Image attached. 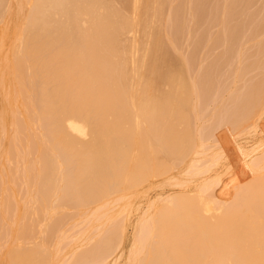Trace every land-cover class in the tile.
I'll return each instance as SVG.
<instances>
[{
    "label": "bare ground",
    "instance_id": "6f19581e",
    "mask_svg": "<svg viewBox=\"0 0 264 264\" xmlns=\"http://www.w3.org/2000/svg\"><path fill=\"white\" fill-rule=\"evenodd\" d=\"M0 1L2 2L4 0H0ZM32 1L30 0L28 2L32 4V8L36 9L37 7H40L41 9L39 10V13H36L35 11H34L35 14L32 13L33 11L27 13L28 17L32 14L29 20H31L33 17V22L36 21L35 23L37 24V20H35L34 17L35 15L41 14V17L43 18L40 19L39 17V19L41 20L40 28H42V26L43 28L40 31L41 34L47 33V35L45 36L43 34L45 39H47L46 37H48V35L50 36V34L48 33L49 31H51L52 29H56L55 25L58 24L59 27L61 23L59 17L61 18L63 17L61 19L63 21L62 28L61 27L59 29L57 28L58 29L57 35L59 36V40L61 39V41H58V44L61 42L60 43L61 49H60V45L58 46L59 49L61 50L60 52L63 54V59L67 57L68 59L72 60L73 63L72 61L69 62L67 58H66L67 61L65 59L66 66L65 65L62 66L66 68L70 63L69 67H67L69 68L68 71L67 70L64 71V69L59 70L57 65L58 60L56 61V59H54L53 62L54 63L53 66H55L56 64V68H52L50 65L49 67L46 68V67H42L41 65L42 68L32 70L27 66L28 67L27 70H23L22 69L23 66L21 67L22 65L21 62L23 64L25 62L26 64V59L24 61L25 56L23 55V59H22L23 61H19L20 55L19 58L17 57L15 59V61L17 59L18 61L15 62L16 65L14 68H12L14 74L11 71V73L15 76V77L12 76V78L13 77L15 78L14 84H19L18 88H20V92L21 91L22 93L27 92V94H22V95L24 96L27 95L26 97L29 98L28 101L21 99V101H24V103L20 102L18 99L17 100L23 106L27 102L25 106L26 109H32L34 112V114L28 118L23 117V122L21 121L20 115H22V113H20V111H19L20 114L18 115L19 119L18 117L16 118L17 119L16 123L20 124L21 122L20 126L22 127L20 132L22 133L21 134L22 136L24 135L25 140L27 142H29V136H31L30 134H35L32 135L35 136L34 139L32 140V137L30 139V141L31 140L33 141L31 142V144H33L32 146L33 149L31 148V146L29 147L30 143L28 144L26 143L27 145H25L24 142L23 144L25 145V147L23 145L22 149H23V153L25 151L26 154H29V152L33 150L34 152L32 151L31 153L35 154L36 161L35 162L32 161L33 159L31 158L32 155L31 156L26 155L28 156L27 158L29 160L31 158L30 160L31 163H29V161H27L26 163L24 161L26 160L25 158L26 156L23 157L22 155V157L24 158L23 159L22 157H20L21 155L20 153H18L20 154L19 156L17 154V157L21 158V160L25 162L26 169L23 171L25 183L23 184H25V187H28L29 185H27V182H30L31 180L30 181L28 180L32 179V182L35 185H33L32 187L31 186L32 182H31L30 187L32 189L35 187L36 189V190L31 189L32 190L31 193L29 187L26 189L24 188L23 189L24 193L25 190L27 192L26 194H23V196L27 195V193L33 195L34 191L38 192L40 189L39 187H43V189H40L43 193L40 191L38 192L39 196H37V193L35 192L36 195L30 197L33 201H35V197L37 199L39 197V203H40L39 205L42 204V209H40L41 206L38 207L37 203H35L36 208L34 207V205H32V209H33L32 214L34 215V213L36 212V213H40L41 215V213H43L42 217H39L38 215L35 216V217H39V219L42 218L41 220H43L44 214L47 213L48 215L50 213L53 215L54 212H56L57 215L58 212L56 211L57 207L61 206V204L60 205H58V203L56 204V200L58 202V198L61 199L62 197L64 198L67 196L65 202L63 201V203H66L67 199L70 198V200L74 202V204L72 203L73 206L75 208L77 206L76 211L73 209V212L76 214H73V212L71 213L72 210L68 213V215L71 214V217L72 215L73 217H78L77 215L81 213V211H78V208L81 209L83 207H87V208H83L82 211L83 214L84 210L87 209L86 214L84 213L85 219H83L84 214L83 216H81L82 214L79 215V217H81V223L84 222L86 225V228L85 227L83 228L84 226L83 223L82 227L78 229L81 231L83 230L82 236L80 235L81 237H78V233L79 232L81 233V231H78L77 229L75 230H77L78 232L74 231L75 233H73V234H77L76 237H78V240L79 238H81L82 240V241L80 240L81 244L82 242L87 241L88 239L89 240L93 239L92 236H88L91 230H94L95 231L94 234L97 235L96 230H98L99 228L97 222L102 217L108 218L109 222L107 223H109V225L111 224L114 226L115 223L113 222L112 224V221L115 220L112 218L113 217L117 218V216H121V218L119 217L118 222L115 224L116 231L113 229V232H117L114 242L111 241L113 240L111 239L113 238L112 235L107 234V232L109 233V231L106 230L108 229V227L107 228L105 227V224H107L105 220V224H103V227H105L106 229L105 228L104 229L101 228V229L102 231L106 230L105 235L106 236L109 235L111 238L109 240V236L103 237L104 234H101L102 237L97 236L98 238L97 239L95 238L96 240L95 244H98L100 239L101 240L103 239L105 243L103 242L104 244L101 243L102 245L98 244L95 247L91 246L93 245L92 243L90 244L89 247L90 249L88 253L89 260H86L88 259V257L85 256L86 254L84 253L85 255H83L82 253L83 251L79 250L80 247H77V249L74 250H72L73 248L72 249L70 248L72 251L68 255L69 258L66 259V255H64V253L67 254V252H63V251L66 248L65 247L66 243L69 244V242L71 241L69 239L70 238L69 236L71 235L70 230H64L65 232L63 231L64 233L67 232L68 234L70 233V235L68 234L63 235L61 231H58L59 229H57V231L60 232L59 234L61 236L60 237L59 235L53 234L56 231V228L59 226V224L58 226L56 225L57 227H55V229L53 228V231H51L52 228L50 229V231H46L50 228V224L48 226V229H46L45 225H43L44 223L43 222L41 227L43 228L44 226L43 229L44 230L46 229L45 230L46 232H50L46 235V232L41 230L42 232L45 233V234L43 233L44 235L51 236L53 234L54 237L51 236L52 238L56 239L57 237H55V235L58 236V238L59 237L61 238L58 240V243L55 244L53 248L54 251H52L53 249L51 250L52 253L54 252L53 257H50L52 259V260L50 259L52 263L55 260H57L58 262L59 260L58 257L63 253V257L64 256L65 257L63 259L60 257L61 261L59 260L57 264H71L72 260L70 259H72V257L74 258L75 256H77V259L75 258L74 259L78 260L80 254L82 255L80 256V263L74 260L75 264H166V262H168V264L169 263L170 264H264V162L261 161L257 163L255 166L252 164V156L255 154V151L261 149V153L264 152V137H263L264 126L263 125L260 126V124L256 123L255 122L256 120H254L256 118L254 116L256 114V112H254L255 108H258L259 111V108L262 109L263 107L262 105L264 103V87L261 88V90L263 89L262 91L260 90L261 96L259 98L255 97L257 92L256 93L248 92V97H247L248 104L245 105V108L243 110L238 109L241 111V115H239L236 119H234L231 123H229L224 127V131L222 136H220L221 137L220 139L218 138L217 140L212 142L206 139L208 141L207 142L203 139L204 138L203 136H205V134L198 133L195 129H193L192 127L193 122L191 121V118L193 117H195L196 120V116L198 114V111L195 110L197 114L191 116L192 112L196 113L194 111L193 103L195 101L194 103L196 106L195 108H197L196 96L199 91H202V86L205 85V83H203L205 78L201 83H198L196 80L189 79L190 77L188 78L187 68L183 69L181 65L180 67L182 69H180L179 67V69L175 71L176 72L175 74H170L172 71L170 72L166 70V68H162V66L165 65V63L168 66L169 62L165 61L167 58L161 61L163 58L160 59L158 57V51L160 52L161 50L159 49L160 47L159 41H161V39L159 38L160 36L158 37L160 32L158 33V31H156V24L159 25L157 23L156 17L158 11H162V13H164L162 10L163 8L161 6L163 5L161 3L163 0H122L123 7H119L115 4L114 6L113 3L110 2V0H88V1L86 0L87 2L85 0L84 1L82 0V2H79L80 0H32ZM72 1H75L74 3H77L78 6L81 5L80 7L83 6V9L85 8L83 12V15L85 17L83 15H80V17L82 16L80 21L76 17V12L74 14V18L72 17V19H70V16H72L70 12L74 13V9L73 11H71L72 6H74V3ZM119 1L120 0H118V2ZM241 1L243 2V0H240V2ZM6 2L7 1H5V7H6ZM9 2H7V6L11 4V3L9 4ZM21 2L24 4V0ZM83 2L86 3L85 7L84 5H82ZM198 2L199 1L197 0V3ZM200 2L202 3L201 0ZM26 3L24 5H26ZM249 3L250 2H248V4ZM12 4H14V2H12ZM243 4L245 3L243 2ZM248 4H246V8L245 5H243L245 9H248L247 7ZM120 6H121V1H120ZM23 7L25 8L27 7V5ZM196 8H198V10L199 9L202 10L201 7L200 8L195 7L194 9ZM234 8L235 6L230 8L231 12L229 13H231V15H233L232 12ZM14 10L15 9L13 8V11ZM17 10L15 12L16 16H17ZM22 10L24 9L22 8ZM25 10L23 11L24 15H26ZM28 10L26 11L28 12ZM81 10L82 9H80V12L77 10V12L81 14ZM127 10L129 12H127ZM224 10H225V14H227L228 9L227 12H226V8ZM7 12H10V10ZM19 12H21V10ZM5 13L3 14L4 17H5ZM127 13H130V15H128ZM20 14L22 15V13ZM24 15H22V17ZM68 15H69V21L71 22L72 20V25H69L70 27H68L67 25L69 23L68 20L67 22H65L66 24L64 25V21L68 19ZM66 16L67 18L64 20ZM18 18L20 17L17 16L16 19ZM44 18H46L45 19L46 21L44 20ZM3 19H4L3 17H0V23L3 22ZM27 20L25 21V23H23L24 21L21 20H19L20 23L18 22L19 24L23 23V25L24 24L26 25L27 23V28L24 25L25 30L22 33V37L23 35H25L24 32H26L27 29L28 28L30 29L31 28L30 26H32V25L28 26L29 22H27ZM228 20L230 21V18H228ZM33 22L31 20V23ZM75 22H77L78 24ZM3 23L1 24L3 25ZM74 25L76 26L74 27ZM77 25L80 27H82L83 25V27L86 28H87L86 25H89V28H87L88 30L85 28L84 29L80 28L82 32H84L85 30V34L83 33L82 35V37L84 36V38H86V40H84L83 43L84 45H82L81 43L83 42L82 41L83 38L81 37L82 33L80 29L78 30V33L80 34L79 37H81L82 39L79 41L80 38L78 37V35H76ZM3 27H1V30H3ZM22 28H20L21 30L19 29L20 30L19 32H22L23 30ZM38 28L39 27L37 25V28H35L34 29L35 31L32 33L34 36H35L34 33L40 34L39 31H36L39 30ZM69 28L70 29L74 28L75 31L72 30V34L74 31V34L72 36L78 38L76 42L78 41L79 43H81V45H79L78 43L79 47L76 46L77 44L74 45L75 40L73 39V37H71L72 42L70 41L72 44L69 42L70 39L67 37L70 34L68 35V33L66 32V30L69 31ZM61 29H63V32H65L64 35L67 34L66 38L64 39L62 38L63 35L62 32H60L62 31ZM158 30L160 31V29ZM88 31L89 33L87 35L86 33ZM139 31H140L139 34H141L142 32L140 37L137 35ZM59 32L60 34H62L61 37L59 35ZM19 34L21 33H18L17 35L19 36ZM26 34L28 35V32H26ZM43 36L40 35V37ZM54 36L55 38H57L56 35L53 34L51 39L52 38L54 39ZM32 38L33 37H31V39ZM40 39L41 41H43L42 42L43 45L45 41L42 40L43 38ZM53 39L50 40L51 44ZM13 40L15 43L16 39ZM35 40H37V37ZM21 41L23 42L24 40L22 39ZM66 42L69 48L67 45H63V43L66 44ZM37 43H38V47L42 46V45L39 46V41ZM69 43L75 46V49L76 47H78V49H76L77 52L74 50L73 51L76 52L77 54L79 51L80 54L79 56H81L82 54L83 56L82 60H84L83 63L81 62L82 60L80 61L77 58L79 62H81L82 64L78 63L77 65L78 60L76 61V58L74 60L73 58L75 56L73 57L72 53L70 56V53H68L70 49ZM13 44L12 46L14 47ZM24 44L26 48L25 41ZM47 44L48 42L44 46L47 47ZM86 44L88 46H86ZM5 45L6 43L3 45V37L1 36V32H0V50L5 49L6 47ZM62 45L63 47L65 46L67 50L65 49V47L63 50ZM3 46L4 48H2ZM12 46L8 47V49L10 48L12 50L13 49ZM80 46H83L81 47V50L79 49ZM85 46L86 48H84ZM260 46L263 47V45ZM17 47H15V49ZM73 48L74 47H72L71 49ZM82 48H84V50H82ZM22 50L23 49H20L21 52L19 51L21 55L22 53L24 54L25 52L24 51L25 49L23 51ZM40 50H42V47L39 48V52L38 49L37 52L36 51L35 52L37 53V55H39L38 57V60L40 61L39 63L42 64L45 58V57L43 58V55L47 56V54L45 55L43 52H41V54L43 53L42 55L39 54ZM4 51L5 50H3V54H4L3 57L7 55V51H5V53ZM55 51L56 49L54 50V53ZM63 51L66 52L63 53ZM83 51H85L86 54ZM168 52L169 51L167 50L166 51L167 56L169 55ZM83 53L84 55H86V57L83 55ZM15 54L17 55V53ZM33 55L35 56L36 54L31 53L32 59L34 58ZM37 55L35 56L36 64L37 66H40L37 63L38 62L36 58ZM64 55L66 56L65 58ZM160 55L162 56V53L159 54V56ZM11 56L13 57V55ZM59 56L62 57L61 54L58 55V57ZM51 58L53 59L56 57L50 56V60ZM217 58L221 60L222 57H217ZM4 59L5 58H3V60ZM28 59L29 57L27 58V61ZM0 60L2 61V59ZM35 60L33 61L34 63ZM5 62L6 61H4V63L2 62L3 65L0 63V67L3 66L2 71L3 69H5L4 71H6L7 69L6 75L8 74V72H9L8 75H10V71H9L10 67H8L9 69L4 68V65L5 67L8 66L7 63ZM58 62L61 64V61ZM27 63L30 62L28 61ZM46 63L44 64V66L49 64ZM218 63L216 64L217 67H218ZM62 66L60 65V67ZM80 67L81 69L83 67L82 71ZM72 68H74V72L72 71ZM196 75L198 76V74ZM4 76L3 74L2 76L0 75V88L2 89L5 82ZM2 78H3V85H2ZM9 79L10 77L8 78V80ZM262 79H264V77ZM16 80L22 82L26 81V82H24L23 84L21 82L19 83L16 82ZM209 81L211 82L210 84H212V80ZM209 81H205L207 82L208 87H210V84H208ZM6 82H7V78H6ZM9 82L12 83L13 80L12 82L11 80ZM8 84L7 87L9 89ZM200 84H204V85H200ZM198 85L201 87V89L198 87ZM5 86L6 85H4V87ZM11 86H10V90H11ZM17 86L15 87L16 89ZM26 87L29 89H27ZM5 90L6 89H4V91L0 90L1 105H2V100H1L2 97L4 98V95H6L5 101H8L9 99L7 96L9 95L10 97L11 95L10 90H9V94H8V90L6 91ZM16 95L19 97L17 93ZM13 101L14 103H16L15 99H13ZM5 104L3 105L4 107L1 108L0 117L4 116L7 113L6 111H8L9 107L10 109H12L10 106L12 102L9 104L7 103L8 107ZM3 109H6L5 111H3L4 113L6 112L5 114H2ZM12 110H14V108ZM12 112H15V110ZM12 112L10 111V114H12L10 118L13 120L12 116L14 117L15 113L13 114ZM261 112L263 113L264 109ZM1 119L3 123H1L0 125L4 124L3 127L1 126L2 130L3 132L4 130L6 131L4 133L3 132L0 133V134L3 133L0 136V138L2 137L1 138V142H2L4 140L3 139L4 136L7 135L8 124L6 125V123H4L5 120L7 121L5 117H1ZM5 125L7 127L6 129H5ZM11 126H13V121H12V125H10L9 127ZM259 128H260V132L258 131ZM12 129L14 130V126L10 128L11 135H12L11 133ZM248 129L249 130L251 129L252 131H254V133L258 132L259 134L258 137H260L261 135V138L263 139L259 138L255 142L254 139L255 137H254L253 141L255 142V144L252 145L254 142H252L251 144L249 141L252 147L247 148L249 147V145H247V147H244L247 141L245 142V144L244 142H242L243 143L242 146L239 143L243 139L239 138L240 141L238 142L236 141L238 144L235 143L236 146L238 145L237 151L239 154V158L238 160L234 159L235 161L232 160L233 162L230 160L231 162L230 165L227 162L226 163L227 168H225L224 162L227 160V156H226L227 151H230L232 149V147L229 144L231 143L232 140L236 139L237 136L239 137L240 135L241 137V134L244 135ZM13 134L14 135L16 134L15 130L13 131ZM247 134H250V131L247 132ZM9 137L10 135L8 130V135L5 137V139L7 138L9 139ZM12 139H14V136L13 137L11 136V138L9 139V143L12 141H15L17 143L15 139L14 140ZM19 140L20 139H18V141ZM21 141L24 140L21 139ZM207 144L209 145L206 146ZM2 145H4V141L2 142L1 147ZM13 145L15 147V148L13 147V149H16L17 144L14 143ZM20 146L21 145L18 142V148H21ZM5 147L6 146H4V148ZM7 147H8L7 150H9V152L5 151V153L9 154L11 148L10 146ZM2 154L4 155V152ZM3 155L0 154V158ZM229 156L231 157V155H228V157ZM13 157L14 155H12V157L9 158L11 163L13 162ZM3 158L4 157H2L0 160L2 161ZM14 161L16 160L14 159ZM18 164L19 163H17L16 164L17 166L15 167L13 166V164L12 165L10 164V166H12L13 168V169L11 168L10 171L11 173L9 172L10 167L7 166L8 168L7 171L9 172L7 176L4 175V173L6 174L5 172L6 166L3 163L2 166H0L1 169L4 168L5 166V171L3 174H1L6 179L5 184L7 183L6 177L9 178L10 176L9 181H11V179L15 176L18 177V173L23 169L22 166L19 169ZM181 164H183L184 167L182 171L180 170L182 168V166L180 167ZM40 165L46 167V171H48L47 168L49 169V171L51 170L50 172L51 174L49 172L44 171L45 168L44 170L43 167L40 168L39 167ZM174 165H176V167L179 166L178 171L180 170L182 174L181 176H183V178L181 177L182 179H180V175H174V176L172 175L173 177L169 175L171 173L170 171H172L171 168L175 170ZM35 166H38L41 170L44 171V173L46 172L47 173L46 177L44 176L42 178L43 175H41V173L43 172L38 173L36 171L35 173V169H36ZM228 166H230L231 169H234L235 177L239 175H241L242 177V174H244V176L246 175L249 176V179L247 178L248 180L247 179L243 180V182L245 180L246 181L244 184L241 183V185L243 184L242 186L239 184L240 179L238 180V182L236 180L234 184L235 188L232 185L233 187H231L230 189L231 190L233 188L234 189L232 191L233 193L231 194L233 196L232 201H231V197H229L230 203L227 199L226 200L228 201V203L225 202L224 199H222L224 195H222L221 197L219 196V194L212 193L213 187L219 186L220 187L219 189L223 191V188L228 187L227 184L231 183V180L227 182L229 177L227 178L226 176H225L226 182H224L221 179V174H219L220 171L218 172V170L222 167H223L222 169L225 168L227 170L228 168H230ZM15 168H17V175H15L16 173ZM39 168H37L36 170L41 171L39 170ZM178 171L177 173L179 174ZM13 173L14 176L10 175ZM48 174L49 176H47ZM231 174L232 173H230V175L228 174L230 178L232 176ZM1 175H0V180L3 179L1 178ZM159 175H160L159 178H161L162 175L164 181L168 184V186L171 181L172 183L170 185H172L173 187L176 186L180 188L179 191H177L175 194L171 192L166 195H160V192L163 191L160 189L158 196L156 193L158 191L157 190L155 191V195H157L158 197L156 196V199L148 200L146 201V203H144L143 200L140 199H142V197L145 196L146 193H148L149 191L148 189H150L149 188L150 185H154V184L156 185V183L159 184L158 183L159 181H162L161 183H163V179H160L158 182L156 181V183L151 184L154 182L153 180L154 177L156 178V176ZM165 176H170V177H165ZM194 177H199L200 181L198 179L197 184L194 186L193 189H191L189 188L188 183L193 181ZM235 177L233 178L232 176L233 179H235ZM159 178L157 177L156 179ZM1 183L2 181H0V186L2 185ZM59 183H61L60 184L61 186L58 185ZM69 183H71V185ZM166 183L159 184V187L160 185H162V187L163 186L166 187ZM195 183L196 181H194V184ZM52 184L54 187L52 186ZM65 184H69V186L67 185V187H65ZM72 184L74 186H72ZM3 185L0 187V189L3 188L4 192L6 193V189L5 187H3ZM36 185L38 186L39 189H37ZM13 187H10V189ZM157 187L158 185L155 186V188ZM173 190L175 191V189ZM225 190H227V188L224 189V192ZM231 190L229 191L231 192ZM4 192L3 195L0 196L2 197V199L0 198L2 204L3 201L5 202L7 201L5 200V198H3ZM12 192L13 191L11 190V193ZM13 194H15V191L14 193L11 194L12 197L15 196ZM220 194H222L221 191ZM47 196L49 199L46 198V200L47 203L49 201V204L51 205L50 207H47V205L43 206V204H45L44 198ZM49 196L51 197L54 196L51 199L52 204L50 203ZM152 196H154V194ZM4 197H6V195ZM63 198L62 200H64ZM22 199H26V198H22ZM27 199H28V195H27ZM15 200H17V198ZM70 200L66 203V206L70 202ZM60 202L62 203V201ZM33 203L34 202H31V204ZM72 204L68 205L69 208L72 207ZM23 205L25 204L23 203ZM19 207L20 208L17 209L16 211L14 210L16 214L18 210L20 211L21 205H19ZM28 207L25 206V208L23 209L22 206L21 213L23 214V211H25L26 208L28 209ZM61 207L62 209L66 208V207L64 208L63 206ZM8 208H6L7 211L6 209H4L5 211L2 213V217H4L3 214L4 215L7 214L6 212H8ZM43 211H45L46 213H44ZM27 212H26L27 214L26 216L27 218H29L31 215L30 207ZM59 213L61 215V212H58V214ZM48 215H45V218L47 217L48 219L49 217L52 216V215L49 216ZM190 215L191 218L192 217L193 218L188 220ZM59 216L57 215V217ZM184 216L186 217L188 216V218L184 219L183 218ZM131 217H133L132 220L133 234L131 233L132 234L131 243L130 246L128 245L129 248L126 250L125 248H127V246L124 247V243L126 239V229L128 227L127 220L130 219L129 221H131ZM102 219L101 221L104 220ZM76 221L79 222V219L78 220L76 219ZM40 222L41 221L39 220V223ZM34 223H30V224H33L32 226H35ZM39 223L36 224L38 225ZM72 223L74 225L77 224L74 223V221ZM72 223L70 225H73ZM26 224L23 225L24 231L25 230L30 231V229H28L30 228V226H27L28 224L27 225ZM45 224L47 223L45 222ZM51 227L54 226L51 225ZM72 228H76V227L71 226V231L73 230ZM34 230H36V227ZM37 231H38V226H37ZM102 231L100 233H103ZM26 232L29 237L30 232L28 231ZM26 232H23L22 236H24ZM20 233L19 235H17L19 237H16V239L19 238L20 240V235H21ZM34 234L31 233L30 236L31 235L33 236ZM10 236L14 237V234H11ZM36 236H38V234ZM28 237L26 235L24 237L25 240L22 239L23 242L26 241ZM39 237L40 236H38L37 238ZM73 237L72 239L75 240V238ZM33 240H34L33 238L31 240V238L29 237V241H27L26 244H28L29 242L31 243V241ZM42 240H45V238ZM67 240H69V242H66ZM97 240L99 241L97 242ZM128 240L129 239H127V241ZM38 241H37L38 246H36L35 243H32L31 245L28 244L27 249L29 250V246L33 248L34 245L36 246V247L34 246V248L38 249L40 247L39 244H41V242ZM62 241L65 242L64 244L65 246L63 245L65 248L62 246L63 244ZM12 242H14V244L16 243L15 245L17 246L20 241L11 240L10 244ZM46 243L45 245L43 244L44 246L41 244V246L46 247L48 244ZM12 244L11 245L4 244L7 247L10 246L9 247L10 249L5 247L6 251L9 252L10 250L13 251L14 247L11 246L14 245ZM20 244H21L20 246H22V243ZM4 245H2L3 246L2 248H4ZM24 245L25 242L23 243V246ZM70 245L71 242L69 246ZM72 245L75 246L76 244H72ZM83 246H85L84 243L82 244V247ZM41 248L38 249L39 254L36 253L35 250H31L30 248L32 254L34 252L36 253V254L34 253L35 255L33 254L34 256L38 255L36 256V260L38 259L41 261V263L39 264L43 263V260L41 258L43 257L45 259L44 255H46L44 254L45 252ZM19 249L17 248V252L20 253ZM47 249H49L48 246ZM47 249H46V253H47L46 259H49L48 252H50L51 256L52 253L49 250L47 251ZM39 250L42 251L43 253H40ZM76 251H78L80 254L77 253L78 255L76 254L75 256H73ZM26 252L28 251L26 250ZM26 252L23 251V254H21L22 257L26 255L24 254ZM0 253L3 255V250L2 252L0 251ZM14 253L15 252L13 251V254L10 255V259L13 257L14 258L13 260L15 261L17 260L16 261L17 264H20L18 262L20 261L19 259L22 257L19 256L20 258H18L17 256L18 258L17 259L16 256H13L15 255ZM40 254H41V258H40ZM4 255L7 254L5 253ZM28 255L30 254L27 253L26 256L28 258L26 257V260L25 258L24 261H22L23 258L21 259L22 263L28 261L25 262L24 264L26 263L30 264L29 262L31 261V258L33 259V255H31L32 257ZM83 256L85 259L84 261L81 260V257ZM5 257L9 258V256H5ZM36 260H32L34 263L33 262L31 263L38 264V262L36 263ZM50 260H48L49 262L47 261V263H50ZM5 261L7 263L9 262L10 264V260L8 261L7 259H5ZM44 261L46 262V260ZM0 264H3V262L0 261ZM53 264H56V261Z\"/></svg>",
    "mask_w": 264,
    "mask_h": 264
},
{
    "label": "rangeland",
    "instance_id": "374dc122",
    "mask_svg": "<svg viewBox=\"0 0 264 264\" xmlns=\"http://www.w3.org/2000/svg\"><path fill=\"white\" fill-rule=\"evenodd\" d=\"M5 1H7V2H9V6H7V2H6V7H5ZM21 1H23V0H14V1H12V0H4V1H0V17H3L4 19H6V20H4L3 19V22H1V23H3V25L1 24V26H0V32H1V36L3 37V45L6 43V47H5V49H2V50H0V57H2V58H0V59H2V61L0 60V63L2 64V62L4 63V61H6L5 63H7V67H5V65H4V68H8V67H10V69H9V71H10V75H8L9 74V72H8V74L6 75V73H7V69H6V71H4L5 69H3V71H4V73H5V76H4V73H3V71H2V68H3V66L2 67H0V71L2 72H0V75L2 76V74H3V76H4V85H6L5 87H4V85H3V78H2V85H3V89L2 88H0V90H2V91H4V89H6V90H8V94H9V90H10V86H11V90H10V93H11V95H10V97H9V95L7 96L8 97V101H5L6 100V95H4V98L2 97V105H1V102H0V114H1V108L2 107H4L3 105L5 104L6 106H7V103L9 104V103H11L12 102V104H10V106H11V108L13 109L14 108V110H15V112H12V111H14V110H12V109H10V107H9V109H8V111H6L5 113L7 114H5L3 111H5L6 109H3L2 110V114H5L4 116H1V117H5V119H7V121L5 120L4 121V123H6V125L8 124L9 126L10 125H12V121H13V126H14V130H15V135L13 134V129L11 130V133H12V135L10 134V128H12L13 126H11V127H9L8 125H7V127H8V129H7V135H8V130H9V135H10V137H9V139L11 138V136L13 137L14 136V139L17 141V143L15 142V141H12V142H10L9 143V139L7 140V139H5V137L7 136L6 134V136H4V145H2V147H1V144H2V142H1V138H0V142H1V144H0V154L1 155H3L2 153L4 152V155L2 156V157H4L3 158V160L0 162L1 164H0V166H2V163L6 166V171H5V166H4V168H2L1 169V167H0V175L1 174H3L4 173V171L6 172V174L4 173V175L5 176H7V174H9V172L11 171V168H12V166H10V164L12 165L13 164V166L15 167V166H17L16 164L17 163H19L18 165V168L20 169V167L22 166V170L18 173V177H13L12 179H11V181H9V178H10V176H9V178L8 177H6L7 178V183L5 184V181H6V179L4 178V176L3 175H1V178H3V179H1L0 181H2V185H3V183H4V185H3V187H5V189H6V193L4 192V190H3V188H1L0 190V196L1 195H3V192H4V196L6 195V197H4L3 196V198H5V200H7L8 201V203H7V201L5 202V201H3V204H4V206H3V204H2V201H1V207H0V251L2 252V250H3V255H2V257H1V255H0V261L1 262H3V264H6L7 262L5 261V259H7L8 261L10 260V264H11V262H12V264H17V260L15 261V260H13L14 258L12 257L11 259H10V255L11 254H13V251L15 252L14 254L15 255H13V256H16V258H17V256H18V258H20V257H22V255L21 254H23V251L24 252H26V250L28 251V252H26V253H24V254H26L27 255V253L28 254H30V255H28V256H31V255H33L32 254V251H30V248H31V250H35L36 251V253H38V249L39 248H41L42 246H41V244L43 245H45V243L47 244V246H48V248L49 249H47V246L46 247H42L41 249L45 252L44 254H46L47 255V253H46V249H47V251L49 250V251H51L53 248H54V246H55V244L56 243H58V240L59 239H61L60 237V232H58V231H61V233L64 235V234H68V232L67 233H64L65 231L64 230H70V233H71V235H70V233L68 234V235H70L68 238L71 240L70 242H71V245L72 244H76L75 246L74 245H70L69 246V244H70V242H69V240H67L66 242H69V244H67L66 243V246L64 245L65 244V242L64 241H62V246L66 249V251H65V249H64V251L63 252H67V254H65L64 253V255H66V259H68L69 257H68V255H69V253L72 251V250H74V249H77V247H80V251L82 250L83 252V255H85V256H87L88 257V259H86V260H89V247H90V244L92 243L93 245H91L92 247H95L96 245H98V244H100V245H102L101 243H103L104 242V240L102 241L101 239H100V241L99 240H97V242H98V244H95L96 242V240H95V238L97 239L98 237H102L101 236V234H104V236L103 237H108V236H106L105 235V233H106V230H108L109 231V233L107 232V234H111L112 235V237L113 238H111L110 236H109V240H110V238L111 239H113V240H111V241H113L114 242V240H115V236H116V234H117V232H113V229L116 231V228H115V224L118 222V219H119V217L121 218V216H117V218L116 217H113L112 219H114L115 221H112V224H113V222L115 223L114 224V226L113 225H109V223H107V222H109L108 221V218H105V217H102L101 219L103 220V221H101V219L97 222V224L99 225L98 227V230H96V234L97 235H95L94 234V230H91V232L89 233V235L88 236H92L93 237V239L92 240H87V241H84V242H82V244L84 243V245L86 246V248H85V246H83L82 247V244H81V242H80V240H81V238H79V240H78V237H81L82 236V232H83V230L81 231V230H78V229H80L81 227H82V225H83V219H85V214H86V212H87V209L86 210H84V212H83V214H84V216H83V214H82V211H83V208H87V207H83V208H81V209H79L78 208V211H81V213L80 214H82L81 216H83V219H82V222L83 223H81V217H79V215L80 214H78V212H77V216L78 217H73V215H72V217H71V214H69L68 215V213L71 211V213L73 212V209L76 211V208H77V206H76V208L73 206V204H74V202L72 201V200H70V198L69 199H67V201H66V203L70 200V202L69 203H73L72 204V207L71 208H69V206L68 205H71V204H67V206H66V203H63V201L65 202V200H66V198H67V196L66 197H62L64 200H62V198L60 199V198H58V202H57V200H56V204L58 203V205H60L61 204V206H63L64 208L66 207H68L69 208V210H68V208H67V210H66V208L65 209H62V207L61 206H58L57 207V210L56 211H58V212H61V215H60V213L58 214V212H57V215L59 216V217H57V215H56V212H54V214H55V216H54V214L52 215L51 213L49 214V215H52L51 217H49L48 219H47V217L45 218V215H48V213L47 214H44V216H43V220H41L42 218H40L39 219V217H42V214L43 213H41V215H40V213H34V211H33V213H34V215L32 214V205H34V207L36 206L35 205V203H37V205H38V207H40V209H42V204L41 205H39L40 203H39V197H38V199L35 197V201H33L30 197H32L33 195H36V193H37V196H39V194H38V192H40L41 190L40 189H43V187H39L38 188V186L36 185V187H37V189H39V191L38 192H36V191H34L33 192V195H31L30 193H27V195H28V199H27V195H24L23 196V194H26V190H25V193H24V188L26 189V188H30V192L32 193V190H36L35 189V187L32 189L31 187H30V183L32 182V179H29L28 181H30V182H27V185H29L28 187H25V184H23V183H25V181H24V175H23V171L26 169L25 168V162L27 163V161H29V163H31L30 162V160H31V158H33L32 159V161L33 162H35L36 161V159H35V154L34 153H31L33 150H31L30 152H29V154H26V152L24 151V153H25V155H24V153H23V145L25 144V145H27L28 143H30L29 144V147L31 146V148L33 149V144H31V142H33L32 140L34 139V137L35 136H32V135H35V134H30L31 136H29V142H27L26 140H25V137H24V135L22 136L21 134V127L22 126H20V124H21V122H20V124L19 123H16L17 121V117H18V115L20 114V113H22V115H20V117H21V121L23 122V117H30V116H32L33 114H34V112H33V110L32 109H26V104H27V102L25 103V105L23 106L22 104H20V102H23L24 103V101H21V99H23V100H27L28 101V97H26V96H24V95H22V94H27V92H25V93H22V91L20 92V88H18L19 87V84H14V82H15V76L13 75L14 74V71H13V69L12 68H14L15 67V65H16V61H18V59L15 61V59L18 57L19 58V55H20V59H19V61H23L22 59H23V55L25 56V58H24V61H25V59H26V64H25V62H24V64L21 62V67H22V69L23 70H27V68L29 67L30 69H32V70H34V69H38V68H42V67H49V65L52 67V68H56V64H55V66H53L54 65V59H56V61L58 60V61H61V64L57 61V65H58V69L59 70H62V69H64V71L65 70H69V68H67V67H69V65H70V63H69V65L66 67V68H64L62 65H65L66 66V61H67V57L64 55V58L66 59V61H65V59H63V54L60 52L61 50V42L58 44V41H61V39L59 40V36L57 35L58 34V29L61 27L62 28V26H63V21L61 20L62 18L61 17H59V20L61 21V23H60V21H59V23H60V25H59V27H58V24L57 25H55V27H56V29H52L51 31H49L48 33L50 34V36L48 35V37H46L47 39H45L44 38V36L45 35H47V33H43L44 34V36H43V34H41V29L43 28V26H42V28H40V26H41V20L40 19H42L43 17H41V14H39V15H35V17H37V18H35L34 17V19L35 20H37V24L35 23L36 21H34L33 22V17H32V22L33 23H31V20H29V18H31V15L28 17V14L27 13H30V11H33L32 13H34V11L36 12V13H39V10L41 9L40 7H37L36 9H34V8H32V4H30V3H28L29 1H27V0H24V4L26 3V1H27V3H26V5H27V7H23V6H26V5H24ZM32 1V0H31ZM84 1V0H83ZM86 1V0H85ZM88 1V0H87ZM86 1V2H87ZM120 1H121V6H120ZM119 2H118V0H110V2H112L113 3V5L115 4V5H117V6H119V7H123V2H122V0H120ZM199 2L197 3V0H163L161 3L163 4V5H161L162 6V10H163V12L164 13H162V11H158V14H157V17H156V19H157V23L159 24V25H157L156 24V31H158V33H159V35H158V37L161 39V41H159V43H160V47H159V49H161L160 50V52L158 51V57L161 59V58H163L161 61H163V60H165L166 58V60L165 61H168L169 62V64H168V66L166 65V63H165V65H163L162 66V68H166V70H168V71H172L170 74H175L176 72V70H178L179 69V67H180V65H181V67L183 68V69H186L187 68V75H188V78L189 79H192V80H196L198 83H201L203 80H204V78H205V80L203 81V83H205V85L204 84H200V85H204V86H202V91H199L198 92V94H197V96H196V105H197V108H195L196 106H195V101H194V103H193V105H194V111L196 110V111H198V114H197V112L196 113H193L192 112V114H191V116H193L194 114H197V116H196V120H195V117H193V118H191V121L193 122V124H192V127H193V129H195L198 133H202V134H205V136H203L204 138V140L205 141H207L206 139H208V141H215V140H217L218 138L220 139L221 137L220 136H222V134H223V131H224V127L226 126V125H228L229 123H231L234 119H236L239 115H241V111L240 110H238V109H244L245 108V105L246 104H248L247 103V97H248V92H253V93H256V95H255V97L256 98H259L260 96H261V92H260V90H261V88L262 87H264V79H262L263 77H264V0H243V2L245 3V4H243V2L241 1L240 2V0H201L202 1V3L200 2V0H198ZM12 2H14V4H12ZM16 2H17V4H16ZM21 2V3H20ZM33 2V1H32ZM73 3L75 2V1H72ZM79 2H82V0H80ZM247 2V3H246ZM248 2H250L249 4H248ZM119 3V4H118ZM241 3H242V5H241ZM253 3H254V5H253ZM22 4H23V6H22ZM75 4H76V7H75ZM82 4V3H81ZM85 4L86 3H84L83 2V4L82 5H84V7H85ZM199 4V5H198ZM246 4H248L247 5V7H248V9H245L246 8ZM11 5H13V6H15V7H13V6H11ZM17 5V6H16ZM29 5H30V7H29ZM79 5H80V3H79ZM114 5V6H115ZM232 5H234L235 6V8H234V10H233V12H232V14L233 15H231V13H229V12H231V9L230 8H232V7H234V6H232ZM241 5V6H240ZM243 5H245V8H244V6ZM22 6V7H21ZM81 6V5H80ZM80 6H78L77 5V3H74V6H72V10L71 11H73V9H74V13L73 12H70L71 13V15L72 16H70V19H72V17L74 18V14H75V12H76V17H77V19L80 21V19H81V17H80V15H83V12H84V9H83V6L82 7H80ZM116 6V7H117ZM7 7H8V9H7ZM195 7H201V9L202 10H198V8H196V9H194ZM13 8L15 9L14 11H13ZM22 8L25 10L26 8V10H28V12L25 10V14L26 15H24L23 13V11L24 10H22ZM76 8V9H75ZM226 8V12H227V9H228V12H227V14H225V9ZM242 8V9H241ZM18 9V10H17ZM80 9H82L81 10V14H79L78 12H77V10L80 12ZM10 10V12H7V11H9ZM13 12H12V11ZM16 10H17V16L18 17H20V18H18L19 20H21V21H24L23 23H25V21L27 20V17H28V20H27V22H29L28 23V26L29 25H32V26H30L31 28V31H30V29L28 30L27 29V31L26 32H28V35L26 34V32H24V34L25 35H27V36H25V35H23V37H22V33H23V31L25 30V26H26V28H27V23H26V25L24 26L23 25V23L22 24H19L20 22H19V20L18 19H16L17 18V16H16V14H15V12H16ZM21 10V12H19ZM223 10H224V13H223ZM243 10H244V12H243ZM247 10V11H246ZM4 11V12H3ZM42 11V10H41ZM40 11V12H41ZM196 11V12H195ZM197 11H198V13H197ZM200 11V12H199ZM236 11H237V14H236ZM243 13H242V12ZM6 12V13H5ZM13 14H12V13ZM19 12V13H18ZM126 12V11H125ZM127 12H129L128 10H127ZM5 13V17L3 16V14ZM20 13H22V15H24L23 17H24V19H23V17H22V15L20 14ZM73 13V14H72ZM229 13V14H228ZM8 14V15H7ZM19 14V15H18ZM35 14V13H34ZM128 15H130V13H127ZM223 14V15H222ZM70 15V14H69ZM69 15H68V19H66L67 18V16L64 18V25L66 24L65 22H67V20H68V27H70L69 25H72V20H71V22L69 21ZM12 16V17H11ZM13 16H14V18H13ZM84 16V15H83ZM224 16V17H223ZM39 17H40V19H39ZM85 17V16H84ZM7 18H8V20H7ZM12 18V19H11ZM46 18H48V17H46ZM46 18H44V20L46 19ZM228 18H230V21L228 20ZM11 19V20H10ZM14 19V20H13ZM76 19V20H77ZM160 19V20H159ZM75 20V19H74ZM46 21V20H45ZM44 21V22H45ZM9 22H10V24H9ZM19 22V23H18ZM44 22H43V24H44ZM78 22V21H77ZM77 22H75V23H77ZM88 23V22H87ZM86 23V24H87ZM12 24V25H11ZM17 24H19L20 25V27H19V25H17ZM78 24V23H77ZM23 25V26H22ZM37 25H38V29L39 30H36V31H39V33L40 34H36V33H34L35 34V36L32 34L35 30V28H37ZM66 25V26H67ZM4 26V27H3ZM24 27V28H22V27ZM76 25H74V27H75ZM87 26V28H89V25H86ZM1 27H3V30H1ZM35 27V28H34ZM54 27V28H55ZM65 27V26H64ZM14 28V29H13ZM20 28H22L23 30H22V32H19L21 29ZM58 28V29H57ZM80 28H85V29H87L86 27H83V25H82V27H80V26H78L77 25V29H76V35H78V37H79V33H78V30L80 29ZM17 29V30H16ZM20 29V30H19ZM64 29V28H63ZM63 29H61L62 31H60V32H62V34L64 35L65 34V32H63ZM158 29H160V31L158 30ZM72 30H74V28L73 29H70L69 28V31H67L66 30V32L68 33V35L70 36H68L67 38H69L70 40H69V42L72 40V38L71 37H73V39L75 40V42H76V40H78V38H76L75 36H72L73 34H74V31H73V34H72ZM81 30V29H80ZM88 30V29H87ZM56 31V32H55ZM60 32H59V35H60V37H61V35L62 34H60ZM8 33V34H7ZM18 33H21V34H19V36L17 35ZM52 33V34H51ZM81 37H82V35H83V33L85 34V30H84V32H82V30H81ZM88 33H89V31L86 33L87 35H88ZM140 33V31L137 33V35L140 37V35L142 34V32H141V34H139ZM156 33V32H155ZM53 34L54 35H56V37L57 38H55V36H54V39H53V41H52V44H51V41L50 40H52L51 39V37L53 36ZM40 35L41 36H43V37H40ZM62 35V38L64 39V38H66V35H64L63 36ZM86 35V36H87ZM16 36V37H15ZM31 37H33L32 39H31ZM36 37H37V40L39 41V46H41L42 45V42L43 41H41V39L40 38H43L42 40H44L45 41V43H43V45L41 46L42 47V50H40V53L39 54H41V52H43L45 55L47 54V56H44L43 55V58H44V61L42 62V64H40L39 62V60H38V57H39V55H37V49H38V52H39V48H41V47H38V41L37 40H35L36 39ZM81 37H79L80 39H79V41L82 39V41L83 42H81L82 43V45H84L83 43H84V40H86V38H84V36L81 38ZM24 38H26V39H24ZM13 39H16L15 41L17 42V40H18V42H17V44H16V42L14 43V40H13V42H12V40ZM20 39V40H19ZM24 40L25 41V43H26V48H25V44H24V41L22 42L21 40ZM31 41H30V40ZM49 39V40H48ZM62 39V40H63ZM34 40V41H33ZM68 40V39H67ZM29 41V42H28ZM48 42V44H47V47H45L44 45ZM64 41V40H63ZM62 41V42H63ZM65 41H66V39H65ZM72 42V41H71ZM70 42V43H71ZM74 42V45H76V46H78V41L75 43ZM87 42V41H86ZM14 43V44H13ZM19 43H20V46H19ZM32 43H34V44H32ZM65 43V42H64ZM63 43V45H67V42H66V44H64ZM69 43V45H70V49H69V51H68V53H70V56H71V53L73 54V59L75 60V58H76V61L79 59L80 61L83 59V56H82V54H81V56H79L80 54H79V51H78V54L76 53L77 52V50L76 49H78V47H76V49H75V46H73V45H71ZM81 43H79V45H81ZM88 43V42H87ZM12 44L14 45V47L12 46ZM17 45H18V47H17ZM36 45V46H35ZM56 45V46H55ZM58 45H60V49H59V46ZM63 45H62V48H63V50H64V47H63ZM258 45V46H257ZM260 45H263V47L262 46H260ZM10 46H12V50L10 49H8V47H10ZM24 48H23V47ZM35 46V47H34ZM44 46V47H43ZM57 47V48H55V47ZM68 46V45H67ZM86 46H88L87 44H86ZM86 46L84 47V48H86ZM163 46V47H162ZM15 47H17L16 49H17V52H16V49H15ZM54 47V48H53ZM72 47H74L73 49H71ZM81 47H83V46H80V50H81ZM162 47V48H161ZM258 47V48H257ZM2 48H4V46L2 47ZM35 48V49H34ZM37 48V49H36ZM45 48H47V49H45ZM68 48H69V46H68ZM84 48H82V50H84ZM259 49V50H257V49ZM20 49H25L24 51V54L22 53V55H21V51H20ZM52 49V50H51ZM56 49V51H55V53H54V50ZM59 49V50H58ZM65 49L67 50V48L65 47ZM164 49H166V50H164ZM3 50H5V51H7V55H5L4 57H3ZM22 50V51H23ZM45 50H47V51H45ZM76 51V52H74V51ZM169 51L168 52V56L166 55L167 53H166V51ZM5 51H4V53H5ZM11 51V52H10ZM20 51V52H19ZM32 51V52H31ZM36 51V52H35ZM86 51H87V49H86ZM59 52V53H58ZM64 52H66V51H63V53ZM80 52H82V51H80ZM85 54H86V52L85 51H83ZM163 52H164V54H165V56H167V57H165L164 56V54H163ZM2 53V54H1ZM15 53H17V55L15 54ZM31 53H34V54H36L37 55V60H38V64L40 65V66H37V64H36V60H35V56H34V58L32 59V56H31ZM42 53V54H43ZM67 53V54H68ZM84 53H83V55H84ZM162 53V56L160 57L159 56V54H161ZM15 54V55H14ZM41 54V55H42ZM53 54V55H52ZM56 54H57V56H56ZM61 54V56L62 57H58V55H60ZM66 54V53H65ZM182 54V55H181ZM11 55H13V57L11 56ZM78 55V56H77ZM177 55H178V57H177ZM180 55H181V57H180ZM222 55V56H221ZM29 57V59H31V60H29L28 59V61L30 62V63H27L28 61H27V58ZM50 56H52V57H56V58H51V60H50ZM70 56H68V57H70ZM85 57H86V55H84ZM169 57H170V59H169ZM217 57H222L221 58V60H219V58H217ZM3 58H5L4 60H3ZM78 58V59H77ZM180 58H182L183 59V62H184V65H183V62H182V59H180ZM217 58V59H216ZM169 59V60H168ZM35 60V63L33 62ZM50 60V61H49ZM69 60V62H71L72 60H70V59H68ZM79 60L77 61V65H78V63L80 64L81 62L83 63L84 62V60H82L81 62H79ZM86 60V59H85ZM181 60V61H180ZM216 60V61H215ZM218 60V61H217ZM224 60V61H223ZM47 61H49V62H47ZM55 61V62H56ZM65 61V62H64ZM49 63L48 65H45L44 66V64L45 63ZM62 62H63V64H62ZM214 62H216V63H214ZM219 62V63H218ZM223 62H224V64H223ZM19 63V62H18ZM46 63V64H47ZM51 63V64H50ZM59 63V64H58ZM72 63H73V61H72ZM81 63V64H82ZM213 63V64H212ZM218 63V67L216 66V64ZM35 64H36V66H35ZM163 64V63H162ZM214 64H215V66H214ZM223 64V65H222ZM3 65V64H2ZM10 65V66H9ZM32 65H34V66H32ZM41 65H42V67H41ZM60 65L62 66V67H60ZM74 65H76V64H74ZM173 65V66H172ZM28 66V67H27ZM81 66V65H80ZM220 66V67H219ZM50 67V68H51ZM74 67V66H73ZM83 67H84V65H83ZM83 67H82V69H81V67H80V69H81V71L83 70ZM173 67H174V69H173ZM180 67V69H182ZM222 67V68H221ZM76 68V67H75ZM173 69V70H172ZM77 70V69H76ZM206 70V71H205ZM11 71H12V73H11ZM72 71L74 72V68H72ZM80 71V70H79ZM174 71V72H173ZM70 72H71V70H70ZM186 73V72H185ZM196 74H198V76L196 75ZM16 75V74H15ZM12 76H14L13 78H12ZM10 77V79L8 80V78ZM6 78H7V82H6ZM25 78V77H24ZM207 79V80H206ZM262 79V80H261ZM11 80V82H12V80H13V82L12 83H10L9 81ZM25 80V79H24ZM209 80H212V84H210L211 82L209 81ZM205 81H209V83L208 84H210V87H208V85H207V82H205ZM8 82H9V84H8ZM16 82H21V83H23L24 84V82H26V81H24V82H22V81H17L16 80ZM7 84L9 85V89H8V87H7ZM14 85V86H13ZM18 85V86H17ZM207 85V86H206ZM212 85V86H211ZM17 86V89L15 88ZM23 86V85H22ZM198 87L201 89V87L198 85ZM27 88V87H26ZM162 88V87H161ZM27 89H29V88H27ZM199 89V90H200ZM5 90V91H6ZM19 90V91H18ZM263 90V89H262ZM261 90V91H262ZM12 91H13V93H12ZM17 91V92H16ZM15 92V93H14ZM202 92V93H201ZM3 93V92H2ZM16 93L19 95V97L16 95ZM6 94V93H5ZM13 99H15V102L16 103H14V101H13ZM20 101H18V100ZM3 100H4V102H3ZM10 100H11V102H10ZM22 105V106H21ZM21 106V107H20ZM263 107H264V103H263V105H262ZM8 107V106H7ZM262 107V109L261 108H259V111H258V108H255V110H254V112H256V114L254 115L255 117H253V118H255L254 120H256L255 122L256 123H259L260 124V126H264V112L262 113L261 111H263V108ZM24 108V109H23ZM21 109H22V111H21ZM26 110H27V113H26ZM10 111L14 114V117L12 116V118H13V120L10 118V116L12 115V114H10ZM19 111H20V113H19ZM258 112V113H257ZM261 112V113H260ZM26 114V115H25ZM257 114H259V115H257ZM262 114V115H261ZM1 117H0V119H1ZM8 117V118H7ZM10 119H11V121H10ZM18 119H19V117H18ZM253 120V119H252ZM259 121V122H258ZM260 121H261V123H260ZM1 123H3L2 122V119L0 120V124ZM10 123V124H9ZM18 124V125H17ZM6 125H5V129L7 128L6 127ZM3 127L4 126V124L3 125H0V127ZM35 126V125H34ZM195 126V127H194ZM2 127H1V130H2ZM19 127H20V129H19ZM0 130V133L1 132H3V130L1 131ZM249 130V129H248ZM246 131L245 132V134L243 135V134H241V137H240V135H239V137L237 136V138L236 139H234V140H232L231 141V143L229 144L231 147H232V149L230 150L231 151V153H230V151H227V154L228 155H231V157L229 158L228 157V155L226 154V156H227V160H228V158H229V160L227 161H225L224 163V166H225V168H227V166H226V163L228 162V164L230 165V160L232 161V160H238V158H239V154H238V151H237V146H236V144L235 143H237L238 141H240V139L239 138H241V139H243V140H241L240 141V143L239 144H243L242 142H244V144H245V142H246V144L244 145V147H247V145H249V147H247V148H250V147H252V145H254L255 144V142L259 139V138H261V135H260V137H258V132L256 133H254V131H252L251 129L249 130L250 131V134H247V132H249V131ZM259 132H260V128H259V130H258ZM4 132H6L5 130H4ZM3 132V133H4ZM253 132V133H252ZM2 133V134H3ZM244 133V132H243ZM2 134H0V136L2 135ZM247 134V135H246ZM255 134V135H254ZM257 134V135H256ZM246 135V136H245ZM250 135V136H249ZM263 135V134H262ZM22 136V137H21ZM31 137H32V140L30 141V139H31ZM247 138V140H246V138ZM255 137V138H254ZM263 137H264V135H263ZM250 138H252V139H250ZM253 138L255 139V142L253 141ZM14 139H12V140H14ZM18 139H20L19 141H18ZM21 139L22 140H24V141H21ZM245 139V140H244ZM250 139V140H249ZM261 139H263V138H261ZM26 141V142H25ZM207 141V142H208ZM237 141V142H236ZM249 141H250V143L252 144V142H254L252 145L249 143ZM18 142H19V144L21 145L20 147L21 148H18ZM23 142H24V144H23ZM233 142H234V144H233ZM17 144L16 145V149H13V147H14V145L13 144ZM27 143V144H26ZM6 144V145H5ZM209 144H211V143H209ZM209 144H207L206 146H208ZM238 144V143H237ZM25 145H24V147H25ZM236 146V147H234V146ZM4 146H6L5 148H4ZM7 146H10V148H11V150H10V153L8 154V153H5V151H7V152H9V150H7L8 149V147ZM243 146V145H242ZM230 147V148H231ZM15 148V147H14ZM2 149H5V150H2ZM25 149V148H24ZM233 151V152H232ZM34 152V151H33ZM18 153H20V154H18ZM5 154H6V156H5ZM8 154V155H7ZM17 154H18V156L20 155V157H22V155H23V157H25L26 155H28V156H31L32 155V157L30 158V160L27 158L28 156H26L25 158H26V160H24L25 162H23L22 160H21V158H19V157H17ZM34 154V155H33ZM12 155H14V157H13V162L11 163V161H10V157H12ZM1 157V158H2ZM22 157V158H23ZM236 157V158H235ZM0 158V159H1ZM6 158H8L9 159V161H8V159H6ZM233 158V159H232ZM14 159L16 160V161H14ZM24 159V158H23ZM12 160V159H11ZM234 160V161H235ZM5 161H6V163H5ZM264 162V152L263 153H261V149L260 150H257V151H255V154L252 156V164L255 166L257 163H259V162ZM16 162V163H15ZM233 162V161H232ZM8 163V164H7ZM178 164H179V162H178ZM227 164V165H228ZM176 165H177V162H176ZM176 165H174V169L175 170H173V168H171V170L173 171V174H172V171H170L171 173L169 174V175H171V177H173L174 175H180V179H182L183 178V176H181L182 174H181V172H180V170L182 171V169L184 168L183 167V164H181L180 165V167L182 166V168L178 171V169H179V166L178 167H176ZM7 166L8 167H10L9 168V172L7 171ZM223 166V167H224ZM36 167V169L37 168H41V167H43V170H44V168H45V170L44 171H46V167H44V166H42V165H40L39 167L38 166H35ZM222 167V168H223ZM228 167H230V166H228ZM39 168V170H41ZM222 168H220L221 170H222V173H221V170L219 169L218 170V172L220 171V173L219 174H221V179L224 181V182H226V177L228 178L229 177V179H228V181L227 182H229V180H231V183H229V184H227L228 185V187H226L227 188V190H225V192H224V189H226L225 187L223 188V191L221 190V189H219L220 187L219 186H217V187H213V191H212V193H214V194H219V196H221L222 197V195H224L223 197H222V199H224L225 200V202H227L228 203V201H229V203H230V199H229V197H231V201H232V191H233V189L235 188V182H236V180H237V182H238V180H239V184L241 185V183H245V181L243 182V180L244 179H249V176L248 175H246V176H244V174H242V177H241V175H239V176H237V177H235L234 175H235V171H234V169H231V167L230 168H228L227 170L224 168V169H222ZM13 169V168H12ZM16 169V173H15V175H17V168H15ZM35 169V173H36V171L38 172V173H41V172H43V173H41V175H43L42 176V178L45 176L46 177V172H51V170L49 171V169L47 168V170L48 171H46L45 173H44V171L43 170H41V171H38V170H36ZM176 169H177V171L179 172V174L177 173V171H176ZM224 170V171H223ZM231 171V172H230ZM176 172V173H175ZM228 172H230V173H232L231 175L233 176V178L235 177V179H233L232 178V176H231V178H230V173H228ZM11 173V172H10ZM224 173V174H223ZM229 175H228V174ZM20 174V175H19ZM51 174V173H50ZM223 174V175H222ZM227 174V175H226ZM10 175H13L14 176V173L13 174H10ZM22 175V176H21ZM41 175H40V177H41ZM167 175V174H166ZM173 175V176H172ZM47 176H49V174L47 175ZM226 176V177H225ZM159 178L160 177V175L159 176H156V178ZM165 177H170V176H165ZM182 177V178H181ZM244 177V178H243ZM155 177H154V182L153 183H151V184H154V183H156V181L158 182L160 179H163V177H162V175H161V178H159V179H156ZM179 178V177H178ZM238 178V179H237ZM23 179V180H22ZM199 179V181H200V178L199 177H194V180L193 181H191V182H189L188 183V186H189V188H191V189H193L194 188V186L197 184V180ZM241 179H242V181H241ZM247 179V180H248ZM152 180V181H153ZM23 181V182H22ZM194 181H196V183L194 184ZM233 181V182H232ZM162 181H159L158 183L159 184H164V183H166L165 181H164V179H163V183H161ZM53 183V182H52ZM169 183V182H168ZM172 182L170 181V183H169V186H168V184L166 183V187L165 186H163L162 187V185H160V187H159V184H157L156 183V185H158V187L157 188H155V186L154 185H150V189H148L149 191H148V193H146L145 194V196H143L142 197V199H140V200H143V202L144 203H146V201H148V200H153V199H156V196L159 194V190L161 189V190H163V191H161L160 192V195H166V194H169V193H171V192H173V194H175L177 191H179V189L180 188H178V187H176V186H172V185H170ZM192 183V184H191ZM233 183V184H232ZM54 184H56V183H54ZM61 183H59L58 185H60ZM70 185H71V183H69ZM69 184H65V187H67V185L69 186ZM191 186H190V185ZM242 184V185H243ZM1 185V186H2ZM5 185H7V186H5ZM33 185H35V184H33V182L31 183V186L33 187ZM234 186V188L231 190L230 188L231 187H233ZM238 185V184H237ZM239 185V186H240ZM241 185V186H242ZM0 186V187H1ZM15 188H14V187ZM40 186V185H39ZM52 186H53V184H52ZM61 186V185H60ZM72 186H74L73 184H72ZM10 187H13V188H11L10 189ZM54 187V186H53ZM169 187V188H168ZM171 187V188H170ZM52 188V187H51ZM177 188H178V190H177ZM32 189V190H31ZM156 189V190H155ZM172 191H171V190ZM173 189H175V191L173 190ZM11 190L13 191L12 193H14V191H15V194H13V195H15V196H11ZM158 190V191H157ZM166 190V191H165ZM218 190H220L221 191V193L222 194H220V191H218ZM229 190H231V192L229 191ZM22 191V192H21ZM44 191V190H43ZM155 191H157L156 193H157V195H155ZM169 191V192H168ZM28 192H29V189H28ZM36 192V193H35ZM42 192V191H41ZM218 192V193H217ZM230 192V193H229ZM43 193V192H42ZM41 193V194H42ZM162 193V194H161ZM224 193V194H223ZM17 194V195H16ZM41 194H40V196H41ZM154 194V196H152ZM26 196V197H25ZM148 196V197H147ZM150 196V197H149ZM151 196H152V198H151ZM159 196V195H158ZM157 196V197H158ZM217 196V195H216ZM50 197V203H51V199H52V197H54V196H49ZM1 199H2V197H0ZM17 198V200H15V199ZM22 198H26V199H22ZM30 198V199H29ZM44 198V197H43ZM46 198L47 199H49L48 198V196L47 197H45L44 198V200H45V204H43V206H45V205H47V207H50L51 205L49 204V201H48V203H47V200H46ZM145 198V199H144ZM228 201H227V200ZM27 200H29V201H27ZM62 201V203L60 202V201ZM28 204H27V203ZM31 202H34L33 204H31ZM52 202H53V200H52ZM7 203V204H6ZM23 203L25 204V205H23ZM29 203H30V205H29ZM43 203V202H42ZM47 203V204H46ZM7 206H6V205ZM27 204V205H26ZM52 204V203H51ZM64 204H65V206H64ZM19 205H21V209H20V211L18 210L17 211V214H16V212H14V210L16 211L17 209H19L20 207H19ZM75 205H76V203H75ZM11 208H10V207ZM15 206H16V209H15ZM22 206H23V209L25 208V206H29L30 207V210H31V215H30V217L29 218H27V214H26V212L28 211V209H29V207H28V209L26 210L25 209V211H23V214L21 213L22 212ZM10 208V210H9V208ZM79 207V206H78ZM6 208H8V212H6L7 214H3V216L4 217H2V213L5 211L4 209H6ZM36 208V207H35ZM88 208H90V207H88ZM49 210V209H48ZM6 211H7V209H6ZM38 211H39V208H38ZM62 211H63V213H62ZM25 212V213H24ZM44 213H46L45 211H43ZM89 212V211H88ZM18 213H20V214H18ZM28 213V212H27ZM22 214V215H21ZM73 214H76V213H74L73 212ZM39 216V217H35V216ZM48 215V216H49ZM28 216H29V214H28ZM54 216V217H53ZM75 216V215H74ZM189 216V215H188ZM188 216L186 217V216H184L183 218L185 219V218H188ZM36 218V219H35ZM54 218V219H53ZM74 218V219H73ZM193 218V217H192ZM191 218V215H190V217L188 218V220H190V219H192ZM44 219H45V221H44ZM76 219L78 220L79 219V222H80V224H79V222L78 221H76ZM111 219V220H112ZM39 220L41 221L40 223H39ZM52 220H54V221H52ZM105 220H106V223L107 224H105ZM130 220V219H129ZM129 220H127V229H126V239H125V243H124V247H126L127 246V248H125L126 250L129 248V246H130V243H131V239H132V234H133V229H132V220H133V217H131V221H129ZM36 221V222H35ZM74 221V223H77V224H73L72 222ZM76 221V222H75ZM120 221V220H119ZM35 222V223H34ZM44 222V223H43ZM45 222L47 223V224H45ZM14 223V224H13ZM28 225H27V224ZM30 223H34L35 224V226H32L33 224H30ZM36 223H39L38 225L36 224ZM42 223H43V225H45V228L46 229H48V226H49V224H50V228L48 229V230H46V231H50V229H51V231H53V228L55 229V227H57L58 226V224H59V226L56 228V231L53 233V234H56V235H59L60 237L58 238V236H56L55 235V237H57L56 239H54V238H52V237H54L53 236V234L50 236V235H48V236H46L48 233H50V232H46L43 228H44V226H43V228L41 227L42 226ZM52 223V224H51ZM73 224V225H70V224ZM93 223H96V222H93ZM92 223V224H93ZM24 224H26L27 226H30V228H28V229H30V231L29 230H25L24 231V227H23V225ZM103 224H105V227L107 228L108 227V229H106L105 227H103ZM51 225L52 226H54V227H51ZM57 225V226H56ZM66 225V226H65ZM80 225V226H79ZM96 225V224H95ZM94 225V226H95ZM107 225H109V226H107ZM26 226V227H27ZM37 226H38V231H37ZM62 226V227H61ZM71 226L73 227H76V228H72L73 230L71 231ZM23 227V228H22ZM25 227V228H26ZM32 227V228H31ZM35 227H36V230H34L35 229ZM77 227H79V228H77ZM86 228V225H85V223H84V226H83V228ZM42 228V229H41ZM82 228V229H83ZM101 228H105L106 230H103L102 231V229ZM23 229V230H22ZM57 229H59L58 231H57ZM75 229H77L78 231H81V233L79 234L78 233V237H76V235L77 234H73V233H75L74 231H77V230H75ZM101 229V230H100ZM130 229V230H129ZM22 230V231H21ZM31 230H32V232H31ZM44 231V232H46V235H44L45 233L44 232H42V231ZM100 230V231H99ZM20 231H21V233H20ZM26 231H28V232H30V234L32 233V234H34V232L36 231V232H38V233H36L35 232V234L37 235L38 234V236H40L39 238H37L38 236H36L35 234L32 236H30V234H29V237L31 238V240H32V238L34 239L33 241H31V243L29 242L28 244H32V243H35L36 244V246H38L37 245V241H38V239H39V241L41 242V244H39L40 245V247L37 249V248H34V246H33V248L32 247H30L29 246V250L27 249L28 248V244H26L27 243V241H29V237H28V234H27V232ZM34 231V232H33ZM41 231V232H40ZM64 231V232H63ZM77 231V232H78ZM99 231V232H98ZM103 232V233H100V232ZM129 231H130V233H129ZM23 232H26L25 234H24V236H22L23 235ZM58 232V233H57ZM128 232V233H127ZM19 233L21 234L20 235V240H19V238H17L16 239V237H19V236H17V235H19ZM39 233H40V235H39ZM44 233V234H43ZM52 233V232H51ZM100 233V234H99ZM132 233V234H131ZM11 234H14V237H15V239H14V237H12V236H10ZM16 234V235H15ZM41 234H42V236H41ZM27 235V240L26 241H24L25 242V245L27 246H23V240L22 239H24V237ZM44 235V236H43ZM75 236V237H73V236ZM81 235V236H80ZM130 237H129V236ZM67 236V235H66ZM73 238H75V240L74 239H72V237ZM98 236V237H97ZM12 237V238H11ZM43 237V238H42ZM47 237H48V239H47ZM63 237V236H62ZM128 237V238H127ZM44 239L45 238V240H42V239ZM35 239H37V240H35ZM47 239V240H46ZM53 240V242H52V240ZM108 239V238H107ZM127 239H129L128 241H127ZM11 240H17V241H20L19 242V244L16 246L15 244H14V242H12L11 244L12 245H14V246H11V247H14V249L13 248H11V249H13V251L12 250H10V252L9 251H6V248H9V247H7V246H5V245H11L10 244V242H11ZM25 240V239H24ZM66 240V239H65ZM72 240H74V241H72ZM38 241V242H39ZM43 241V242H42ZM51 241V242H50ZM82 241V240H81ZM45 242V243H44ZM55 242V243H54ZM80 242V243H79ZM86 242V243H85ZM109 242V241H108ZM127 242H128V244H127ZM20 243H22V246H20L21 244ZM53 245H52V244ZM105 243V242H104ZM103 243V244H104ZM5 244V245H4ZM51 244V245H50ZM2 245H4V248H2L3 246ZM43 245V246H44ZM67 245H68V247H67ZM99 245V246H100ZM129 245V246H128ZM35 246V247H36ZM52 246V247H51ZM6 247V248H5ZM75 247V248H74ZM17 248L20 250V253L19 252H17ZM25 248V249H24ZM43 248H45V249H43ZM51 248V249H50ZM72 250H71V249ZM83 248V249H82ZM10 249V248H9ZM22 249H24V250H22ZM18 250V251H19ZM4 251H5V253L7 254V255H4L5 253H4ZM30 251V252H29ZM40 251V250H39ZM52 251H54V249L52 250ZM52 251H51V253H52ZM85 251V252H84ZM10 254H9V253ZM12 252V253H11ZM35 253V254H36ZM40 253H43L42 251H40ZM77 253H79L78 251H76L75 252V254L73 255V256H75ZM85 253V254H84ZM34 254V255H35ZM39 254V253H38ZM48 257H49V259H46V255H44L45 256V259L42 257L41 258V254H40V258L43 260V263L45 262L44 260H46V262L45 263H47V261L48 260H50L51 258L50 257H53V254H54V252L52 253V256L50 255V252H48ZM80 254V253H79ZM26 255H24L22 258H23V260L22 261H24V258H25V260H26ZM33 255V259L31 258V261L29 262L30 264H33L34 262L32 261V260H36V256H38V255H36V256H34ZM43 255V254H42ZM78 255V254H77ZM5 256H9V258L8 257H5ZM20 256V257H19ZM80 256H82L81 254H80ZM80 256L78 257V260H75V259H77V256H75L74 258L72 257V259H70V260H72V262H71V264H75V261L77 262L78 261V263H80ZM5 257V258H4ZM32 257V256H31ZM63 259L64 257H63V253L58 257V259L60 260L61 258ZM17 258V259H18ZM22 258H20L19 260V262L18 263H22L21 262V259ZM28 258V257H27ZM39 258V259H40ZM83 258V259H82ZM86 258V257H85ZM54 259V258H53ZM28 260V259H27ZM30 260V259H29ZM52 260V259H51ZM50 260V263H52V261ZM59 260H58V262H59ZM75 260V261H74ZM81 260L82 261H84L85 259H84V256L83 257H81ZM54 261V260H53ZM56 261V264L58 263L57 262V260H55ZM54 261V262H55ZM61 261V260H60ZM81 261V262H82ZM4 262H6V263H4ZM25 262H28V261H25ZM24 262V263H25ZM31 262H33V263H31ZM38 262V264L39 263H41V261L40 260H36V263ZM49 262V261H48ZM53 262V263H54ZM24 263H22V264H24ZM42 263V264H43ZM44 263V264H45ZM50 263H47V264H50ZM52 263V264H53ZM172 263V262H171ZM7 264H9V262L7 263ZM27 264V263H26ZM166 264H168V262H166ZM170 264V263H169Z\"/></svg>",
    "mask_w": 264,
    "mask_h": 264
}]
</instances>
